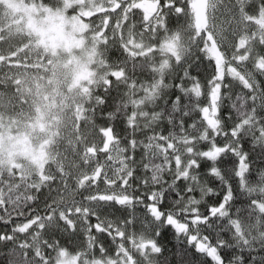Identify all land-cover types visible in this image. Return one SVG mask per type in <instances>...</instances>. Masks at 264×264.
I'll use <instances>...</instances> for the list:
<instances>
[{
  "label": "snow or ice",
  "instance_id": "1",
  "mask_svg": "<svg viewBox=\"0 0 264 264\" xmlns=\"http://www.w3.org/2000/svg\"><path fill=\"white\" fill-rule=\"evenodd\" d=\"M0 249L264 264V0H0Z\"/></svg>",
  "mask_w": 264,
  "mask_h": 264
},
{
  "label": "trees",
  "instance_id": "2",
  "mask_svg": "<svg viewBox=\"0 0 264 264\" xmlns=\"http://www.w3.org/2000/svg\"><path fill=\"white\" fill-rule=\"evenodd\" d=\"M175 23H176L175 18H173V24L175 25ZM112 95H115V93H113ZM111 104H112V100L109 99V101H108L109 108L107 110H110ZM97 122L100 124L105 123V121L99 120V119ZM115 215H119V213H115ZM163 243L166 245V248L169 250L168 252L165 253L166 255L170 254V252L175 251V241L171 235H168L167 238L163 241ZM0 250L7 251V249H0ZM245 255H246V264H247V260L250 259V257L247 254H245ZM6 260H7L6 256L0 257V264H6ZM256 260L257 261L264 260V252H260L258 255H256Z\"/></svg>",
  "mask_w": 264,
  "mask_h": 264
},
{
  "label": "rangeland",
  "instance_id": "3",
  "mask_svg": "<svg viewBox=\"0 0 264 264\" xmlns=\"http://www.w3.org/2000/svg\"><path fill=\"white\" fill-rule=\"evenodd\" d=\"M97 15H99V14H97ZM29 155L31 156V159L29 160L30 162H32L33 160H42L43 159L42 155H40V154L31 155V153H29ZM94 222L95 221L93 220V223Z\"/></svg>",
  "mask_w": 264,
  "mask_h": 264
},
{
  "label": "clouds",
  "instance_id": "4",
  "mask_svg": "<svg viewBox=\"0 0 264 264\" xmlns=\"http://www.w3.org/2000/svg\"><path fill=\"white\" fill-rule=\"evenodd\" d=\"M25 164H26V165H30L31 162H30V161H25Z\"/></svg>",
  "mask_w": 264,
  "mask_h": 264
}]
</instances>
